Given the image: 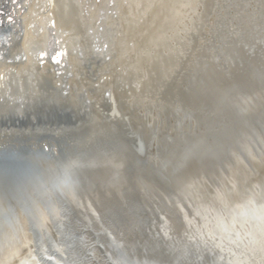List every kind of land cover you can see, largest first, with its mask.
<instances>
[{"label":"rangeland","instance_id":"rangeland-1","mask_svg":"<svg viewBox=\"0 0 264 264\" xmlns=\"http://www.w3.org/2000/svg\"><path fill=\"white\" fill-rule=\"evenodd\" d=\"M261 1L127 0L125 5L119 0L123 39L114 45L110 66L125 71L115 77L106 64L97 67L83 59V73L89 71L91 82L103 86L98 93L84 86L91 106L83 146L91 149L101 138L113 143L101 141V148L81 160L91 177L68 198L74 210L68 222L63 224L56 208L38 206L39 226L49 243L37 241L27 216L16 212L14 229L7 228L0 243V264H264V125L253 133L241 127L238 144L209 169L201 155L220 129L201 126V115L175 102L182 99L195 54L224 77L235 75L218 35L249 53L251 61L262 55ZM75 7L80 27L71 35L74 60L85 45L84 32L89 43L102 36L96 12L82 31V9ZM195 18L203 25L192 37ZM216 26L222 30L217 35ZM63 78L57 84L65 92L70 83ZM106 93L104 103L99 96ZM257 98L242 100L246 116L258 107ZM138 142L143 143L139 153ZM171 165L175 170L168 172Z\"/></svg>","mask_w":264,"mask_h":264},{"label":"water","instance_id":"water-1","mask_svg":"<svg viewBox=\"0 0 264 264\" xmlns=\"http://www.w3.org/2000/svg\"><path fill=\"white\" fill-rule=\"evenodd\" d=\"M72 1L78 5L77 0ZM123 4L126 5V0H123ZM260 4L264 11V0ZM109 5L115 8L112 14L109 11L108 15L107 11L101 9L99 13L102 18L96 20V24L102 22L98 28L102 36L99 33L100 38L92 39V43H89L87 32H84L81 38L85 45L79 49L75 60L79 70H76L72 63L64 64L68 70L65 81L70 83L65 92L54 85V79L50 77L51 71L39 74L33 71L26 73L21 80L11 82L8 95L0 99V146L5 144L8 147L0 152V243L7 235L6 229H14L12 222L16 212L27 216L37 241L49 243L39 226L38 206L49 211L56 208L63 224L68 222L74 211L68 198L74 191L78 194L83 184L91 177L88 171H83L81 160L101 148L102 143L104 146L113 143L112 140L103 142L100 137L97 146L91 149L85 146L86 144L83 146L91 106L86 100L84 86H91L90 91L95 93L103 87L99 82H91L89 71L83 73V59L89 58L97 67L106 64V67H109L106 71L112 70L111 74L115 77L124 71L116 64L110 66L115 58V42L122 36V24H125L120 20L122 5L119 0H114V3ZM107 7L109 6H105ZM82 13L83 31L93 17L90 11L82 9ZM194 24L190 32L192 37L197 36L199 28L203 25L197 19ZM221 31L220 26L214 27L215 35ZM88 33L91 36L93 34L91 30ZM191 36L189 35V38ZM221 36H217V43L224 55L235 64V75L224 77L213 71L203 57L195 54V65L192 63L189 67L190 74L182 99L175 101L178 104L184 102L198 116L201 115L198 123L201 126L220 129L210 135L211 143L205 144L206 151L201 155L209 169H213L215 164L229 155L230 149L238 144L237 138L243 134L241 127L247 126L253 133L256 128L261 130L264 125V51L251 61L249 53L235 49L228 39ZM21 37L20 34L15 45L19 44ZM99 41L106 42L103 48L98 49V46H95ZM89 44L93 46L90 47ZM24 61L25 59H22L20 62ZM46 75H49V78H46ZM257 94L260 96L257 98L258 107L253 113L249 112L248 118L242 100L247 96L256 99ZM17 96L22 98L15 100ZM99 97L104 103L109 101L107 93ZM187 148L188 145L180 150L178 159L183 157ZM142 150L143 143H136V151L139 153ZM76 159L80 161L76 163ZM130 162L131 165L135 164V161ZM166 169L173 172L175 167L171 165ZM62 225L59 220L54 221L56 232L61 233Z\"/></svg>","mask_w":264,"mask_h":264},{"label":"bare ground","instance_id":"bare-ground-1","mask_svg":"<svg viewBox=\"0 0 264 264\" xmlns=\"http://www.w3.org/2000/svg\"><path fill=\"white\" fill-rule=\"evenodd\" d=\"M138 1L140 2V0ZM77 2L83 11H90L91 14L93 13L92 11H95L98 19L102 18V15L99 13L101 9L107 11L108 15H110V12L112 14V11L115 9L114 6L109 5L111 2L114 3V0H100V2H96L94 0H77ZM144 2L147 3V1ZM107 5L109 7L105 8ZM132 5L134 6L135 4ZM26 7V14L24 16H22L23 13L20 15V12H22V10ZM134 11L135 10H133L132 13ZM129 13L130 12H128V14ZM128 14L126 13L125 16H128ZM121 15L122 10L120 17ZM101 23L102 22L96 25L98 34L100 33L98 28ZM77 27H80L78 24V12L75 7V3L72 0H0V99L8 95V89L11 82L14 80H21V78L29 72L33 73V71H35L39 74L45 71H51L50 77L54 79V83L57 84L58 82L63 81V72L66 70L64 64L69 62L73 65V62L75 61L71 52L73 46L71 35L74 32L77 33V30H79ZM180 29L181 26L176 30V32L178 33ZM20 34L22 35L21 41H18L19 44L15 45L17 43L16 39L19 38ZM123 36H125V34H123ZM118 39L119 38H117V40ZM80 46L82 47V45ZM22 59H25V61L20 62ZM49 61H52V63ZM122 70L125 71L124 68H122L121 71ZM46 78H49V75H46ZM58 86L60 88V85L57 84V87ZM10 98L12 100L14 99L11 96ZM20 98H22V96H17L15 97V100ZM7 148L8 147H6L5 144H1L0 152Z\"/></svg>","mask_w":264,"mask_h":264}]
</instances>
